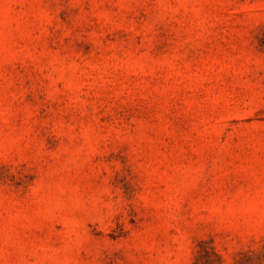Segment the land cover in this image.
I'll return each mask as SVG.
<instances>
[{"label":"rangeland","instance_id":"1","mask_svg":"<svg viewBox=\"0 0 264 264\" xmlns=\"http://www.w3.org/2000/svg\"><path fill=\"white\" fill-rule=\"evenodd\" d=\"M0 264H264V0H0Z\"/></svg>","mask_w":264,"mask_h":264}]
</instances>
